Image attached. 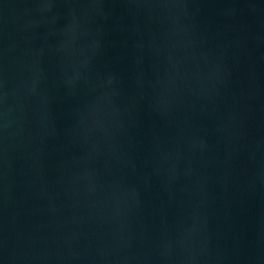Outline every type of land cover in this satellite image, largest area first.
<instances>
[{"label": "water", "instance_id": "obj_1", "mask_svg": "<svg viewBox=\"0 0 264 264\" xmlns=\"http://www.w3.org/2000/svg\"><path fill=\"white\" fill-rule=\"evenodd\" d=\"M0 264H264V0H0Z\"/></svg>", "mask_w": 264, "mask_h": 264}]
</instances>
